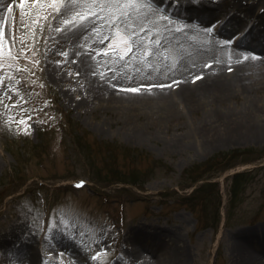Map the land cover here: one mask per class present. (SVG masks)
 I'll return each mask as SVG.
<instances>
[{"label":"rangeland","instance_id":"obj_1","mask_svg":"<svg viewBox=\"0 0 264 264\" xmlns=\"http://www.w3.org/2000/svg\"><path fill=\"white\" fill-rule=\"evenodd\" d=\"M31 2L0 0V264H96L104 251L97 240L100 235L118 240L121 220L120 264H244L248 250L256 264H264V247L258 246L264 244V229L250 231L264 228V60L257 54L264 46L253 47V69L244 72L249 75L241 78L247 82L242 90L237 83L218 97L194 88L192 110L179 104L182 111L172 107L168 117L169 109L157 101L144 106L120 95V103L106 105L88 96L101 89L96 75L90 89L86 73L78 72L83 39L93 29L103 31L96 52L123 63L127 87L153 84L152 76L162 71L172 75L162 76L166 82H185L192 80L191 57L196 67L202 65L199 45L207 48L206 58L215 52L222 70L244 61L234 44L246 49L249 40L239 33L231 43L235 27L221 41L230 58L205 34L211 22L230 13L197 5L188 21L192 30L182 34L190 36L171 43L164 29L176 33L178 22L144 13L122 16L126 0H58L55 7L53 0ZM81 11L89 23L72 15ZM237 20L241 28L247 19L242 14ZM219 27L213 28L216 34ZM213 71L218 67L207 73ZM80 179L90 189L78 195L70 186ZM108 181L113 185H98ZM121 185L129 188L119 192L123 203L116 194ZM81 193L89 197L87 204ZM64 207L89 223L77 230L61 218L60 212L72 217ZM97 216L103 227L95 226ZM140 229L145 232L139 235ZM150 236L156 243L148 244L152 251L143 250L141 239L145 243ZM59 242L73 255L59 252Z\"/></svg>","mask_w":264,"mask_h":264},{"label":"bare ground","instance_id":"obj_2","mask_svg":"<svg viewBox=\"0 0 264 264\" xmlns=\"http://www.w3.org/2000/svg\"><path fill=\"white\" fill-rule=\"evenodd\" d=\"M217 2L220 5H219V7L215 8V5L209 4V1H207V0H201L200 1L201 5L206 10L218 9L220 12L222 9H224L225 11H227V13L233 12V17L236 14L235 11L243 12L246 16L251 15L253 12L252 7H248V6H246L245 8H243L241 6L240 7L237 6L234 9L231 8L230 11L228 12V9H229L228 3H224L223 0L214 1V3H217ZM262 4L263 3H261L257 8H261ZM144 14L149 15L147 13H144ZM208 14L215 15L216 13L214 11H210V13H208ZM257 22H258L259 26L263 25L264 24V16L258 15L257 16ZM220 23H222V25H220V27H224L223 24L226 25V22L220 21ZM99 32H100V34H98ZM249 32H251V31H249ZM89 33H91L92 35H87V37L85 39H83L84 45L82 48V52L80 51V53L83 56V62H82V64L78 63V65H77L78 66V72H82V74L86 73V77L89 79L90 89H92V85H93L92 75H96L97 81H95V82L98 83V87L101 90H98V91L94 90V89L92 91L89 90L88 96L91 95L92 97H94V99L101 100V101L105 99L104 100L105 104L106 103L111 104V102L113 104L120 103L119 102L120 100H117V99H119L118 96H120V95L126 96L129 99H133V100H135L134 102H139V103L141 102V103H143L144 106H150L154 102L157 101L159 106H161V108L166 107L167 109H169L167 111L168 114H165L168 117H171L174 115V110L172 109V107H175L176 109L178 108L179 110L182 111V109L179 108V104H184V106H183L184 109L188 108L190 111L192 110L191 108L193 105H195L194 104L195 101L193 100L194 97H191V95L197 94L195 92H198V91L194 92V91H189V90H193L194 88H198V89L203 88L204 92H207L210 95H218V97L219 96L225 97L226 95H228V93L235 88V84H237V83L240 85V88L238 87V89L242 90L243 87H241V85L247 84V82H245V81L243 82L241 80V78H246V75H249V74H245L244 72H246V71L250 72V70L253 69L249 65L252 64L251 61L255 60L254 59L255 57L253 55H251L249 53L244 54L242 51L241 54L244 57L243 62H239V63L232 62L230 65L227 66V71L225 69L222 70L220 68L221 64L217 61L218 59L216 57L217 55H215V52H214L213 56H211L210 58H208V57L206 58L207 48L202 46V45H199L198 47H196V50H197L196 52L200 53L198 55V57L201 58L200 61H202V63H201L202 65L200 67H196L194 62H197V61L194 60L193 56L191 57V60H190L189 65H188V70L191 73L192 80L184 82L181 79H173L172 81L166 82V81H164L162 76L163 77H170L172 75L164 74V71H162V76H161V73L159 72V75L156 77V76H152V73H150L149 75L152 76L151 80H155L154 82H151V83H153V85H165V86L164 87L157 86L154 88H142L140 91L134 92V91H131L130 89L137 87V84H135L134 86L127 87L130 84L128 83L129 82L128 76L123 73V67H124L123 63H116V62L110 60L109 58H105V57L97 54L96 50H98V47L101 44L99 36L101 38H103V31L101 32V30L99 28H97V29L91 30ZM254 33H257V32L255 31ZM220 34H222L226 37H227V35H229L228 32H221V30H220ZM188 36H190V34ZM188 36H184L183 40L187 39ZM208 38H209V36H208ZM211 39L214 41V43L211 42L213 47H218V44L220 43V40L222 39V37L221 38L216 37V38H211ZM167 41H169L171 43L178 42V37L168 36ZM219 46L224 51V54L228 53L227 48H225V45L219 44ZM245 46L248 47L247 45H245ZM78 48L80 49L81 47H78ZM194 52L195 51H192V54ZM231 56L232 55L230 52V53H228V55L226 57L230 58ZM215 66L218 67V72L213 71V72L207 73L211 69H214ZM55 69H56L55 64H53L51 70L53 71ZM229 69H231V70H229ZM200 73H203V76H201L199 79L194 80L193 77L200 76ZM192 84H194V85H192ZM108 85L110 86L111 91L114 90L115 93L107 94L105 92V91H109L106 88V86H108ZM157 99H159L160 101ZM109 100H111V102H109ZM134 102H131V103L134 104ZM167 112H165V113H167ZM252 129H254L258 133V135H259V133H262L261 129H257L254 127H252ZM202 152H203V150H202ZM249 167H251V168H247V170L254 169V167H256V166H249ZM263 226H264V224H263ZM258 229L260 231H258ZM262 229H264L262 226H258V227L250 229V231L255 232V234H259V232H261ZM143 231L144 230L140 229L137 232L140 235ZM262 231H264V230H262ZM139 235H137V237ZM147 235H148V231L146 230V233L144 236L146 237ZM259 239H260V237L258 235L254 236V240H257V243H258ZM252 240H253V237H252ZM59 241L61 242L62 240H59ZM60 242L56 243L57 244L56 246L58 248H60V249L62 248L59 252L65 254V256H67L68 254L73 255L72 250L70 248L64 247L63 244H61ZM155 243H156V240H154V238L150 236L146 240V242L141 243L142 245L140 244V246L143 250H149L151 248L150 245L151 244L155 245ZM148 244H150V245H148ZM258 246L264 247V244L258 245ZM152 249L153 248H151L150 250L152 251ZM241 251H244V250L243 249L239 250V252H241ZM245 252L247 253V256L244 258V264H256L254 262L255 258L253 256V254L249 253V250L245 251ZM241 253H243V252H241ZM69 261H70V263H72V261L70 259H69Z\"/></svg>","mask_w":264,"mask_h":264},{"label":"snow or ice","instance_id":"obj_3","mask_svg":"<svg viewBox=\"0 0 264 264\" xmlns=\"http://www.w3.org/2000/svg\"><path fill=\"white\" fill-rule=\"evenodd\" d=\"M58 0H53V6L55 7L56 4H57ZM62 2V0H61ZM107 6V5H106ZM138 6V0H126L125 4H124V9H126L127 11L125 12L124 9L121 10V15L124 16V15H130L132 10L137 8ZM21 7H23V4H21ZM115 8H120V4L117 3L114 5ZM58 10V9H57ZM103 9H101L102 11ZM72 15L77 18V19H83L84 17L82 15H80L79 13H72ZM72 21L70 20H65L64 23L67 24V23H71ZM3 22L0 21V24H2ZM4 35V33L2 31H0V38H2ZM3 45H2V42H0V49H2ZM125 47H127V45H125ZM3 65L0 64V67H2ZM231 70V69H229ZM201 76H203V73H200V76H195L193 77V79H199ZM164 87L165 85H153V84H147V85H138L137 87L135 88H132L130 89L131 91H134V92H138L140 91L142 88H154V87ZM170 86V85H169ZM79 184H83L84 182L83 181H79L78 182ZM97 255H99V253H97Z\"/></svg>","mask_w":264,"mask_h":264},{"label":"trees","instance_id":"obj_4","mask_svg":"<svg viewBox=\"0 0 264 264\" xmlns=\"http://www.w3.org/2000/svg\"><path fill=\"white\" fill-rule=\"evenodd\" d=\"M108 182H114V181H108ZM132 184V183H131ZM133 185H137L136 183L135 184H133ZM137 186H139V185H137Z\"/></svg>","mask_w":264,"mask_h":264}]
</instances>
